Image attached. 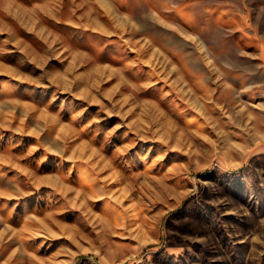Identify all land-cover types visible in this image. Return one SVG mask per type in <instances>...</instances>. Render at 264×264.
<instances>
[{"label": "rangeland", "instance_id": "rangeland-1", "mask_svg": "<svg viewBox=\"0 0 264 264\" xmlns=\"http://www.w3.org/2000/svg\"><path fill=\"white\" fill-rule=\"evenodd\" d=\"M0 264H264V0H0Z\"/></svg>", "mask_w": 264, "mask_h": 264}]
</instances>
